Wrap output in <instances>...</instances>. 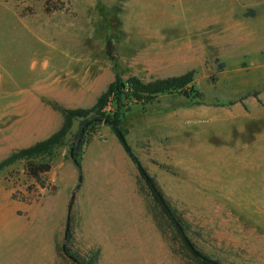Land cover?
Returning a JSON list of instances; mask_svg holds the SVG:
<instances>
[{
    "label": "rangeland",
    "instance_id": "1",
    "mask_svg": "<svg viewBox=\"0 0 264 264\" xmlns=\"http://www.w3.org/2000/svg\"><path fill=\"white\" fill-rule=\"evenodd\" d=\"M192 71L200 99L122 105L129 145L199 256L109 125L90 145L112 162L66 186L75 119L64 145L35 160L52 164L46 188L25 159L0 168V264H264V0H0V164L25 149L14 119L36 88ZM117 108L110 99L105 112Z\"/></svg>",
    "mask_w": 264,
    "mask_h": 264
},
{
    "label": "trees",
    "instance_id": "2",
    "mask_svg": "<svg viewBox=\"0 0 264 264\" xmlns=\"http://www.w3.org/2000/svg\"><path fill=\"white\" fill-rule=\"evenodd\" d=\"M48 11H50L48 9ZM108 57L114 60V51L112 42H108ZM117 68V62L114 63ZM224 67L223 64L220 66ZM189 88V89H188ZM185 96L187 98L200 99L201 94L196 90L194 86V72H190L182 77L172 78L168 80L156 81L150 84H144L141 81L131 78L128 80L122 79L119 74H116L114 82L109 86L108 90L98 99L96 106L92 109H68L55 102H50L55 110L59 111L64 118L63 127L50 138L38 142L35 145L14 152L7 160L0 164V168H3L10 162H14L16 159H25L28 161L25 168V175L34 180L42 189L46 188L47 175L52 170V164L47 161H35L36 159L51 155L55 150L64 145L65 138L69 134L73 122L75 119L79 120V128L73 135L71 145L69 147V159L74 164L78 173V182L76 189H79L84 181L82 160L84 156L85 148H87L95 137L100 134L103 125H109L112 128L118 142L123 147L125 153L130 160L137 166L141 177L145 180L148 188L154 194L156 200L163 209L165 215L172 221L173 225L177 228L185 242L189 246V249L199 256L185 239V231L183 224L179 221L169 208L167 202L163 199L159 193L154 179L148 174L145 168L140 163L137 156L134 154L132 147L129 145L126 137L128 130L125 128V108L122 105L124 100L130 101L135 99L140 105L145 107L149 105L161 94H174ZM255 98H258L257 94H254ZM110 99L118 106L115 112L106 113V108L110 102ZM233 105L235 102H229ZM149 112V110H146ZM73 205V202L70 204ZM68 233V232H67ZM67 240L69 234L66 235ZM63 253L65 256L72 258L67 244L63 246ZM77 264H91L90 262H80L78 259L74 260Z\"/></svg>",
    "mask_w": 264,
    "mask_h": 264
},
{
    "label": "crops",
    "instance_id": "3",
    "mask_svg": "<svg viewBox=\"0 0 264 264\" xmlns=\"http://www.w3.org/2000/svg\"><path fill=\"white\" fill-rule=\"evenodd\" d=\"M113 82L114 80L107 83L84 82L75 86H60L61 91H53L48 86L43 85L38 90L36 88L25 94L29 97L28 106L23 108L22 113H18L17 118L14 119L16 126L14 125L15 135L13 144L18 148L31 147L38 142L50 138L63 127V115L55 110L50 102H55L69 109H92ZM64 93L67 96L63 95ZM75 124L78 125L79 122H75ZM75 124L73 128L77 129ZM98 138H95V141H99ZM110 141L115 143L118 139L116 136H112ZM97 146L93 144L89 145L87 151L84 153V159L82 160L83 175L88 170L95 171L97 176L100 177L102 171H104L105 164L108 161L112 162V159L108 157L107 150L98 149ZM70 169L71 177L66 186L74 187L78 182V173L76 168L73 169L71 165ZM63 183L65 184L64 181Z\"/></svg>",
    "mask_w": 264,
    "mask_h": 264
},
{
    "label": "water",
    "instance_id": "4",
    "mask_svg": "<svg viewBox=\"0 0 264 264\" xmlns=\"http://www.w3.org/2000/svg\"><path fill=\"white\" fill-rule=\"evenodd\" d=\"M74 197H75V194H73V196H72V200H73ZM71 210H72V206L69 207V215H70ZM68 220H69V216H68ZM68 229H69V224H68V226H67V231H68ZM66 233H67V232H66Z\"/></svg>",
    "mask_w": 264,
    "mask_h": 264
},
{
    "label": "bare ground",
    "instance_id": "5",
    "mask_svg": "<svg viewBox=\"0 0 264 264\" xmlns=\"http://www.w3.org/2000/svg\"><path fill=\"white\" fill-rule=\"evenodd\" d=\"M3 223V222H2ZM9 226V223L7 222V223H3V227L4 228H6V227H8Z\"/></svg>",
    "mask_w": 264,
    "mask_h": 264
}]
</instances>
